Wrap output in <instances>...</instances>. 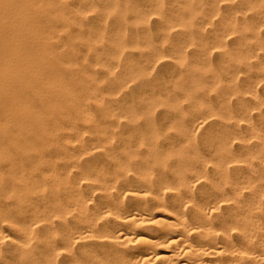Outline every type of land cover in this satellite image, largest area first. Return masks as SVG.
Returning a JSON list of instances; mask_svg holds the SVG:
<instances>
[{
  "label": "rangeland",
  "instance_id": "rangeland-1",
  "mask_svg": "<svg viewBox=\"0 0 264 264\" xmlns=\"http://www.w3.org/2000/svg\"><path fill=\"white\" fill-rule=\"evenodd\" d=\"M190 1L191 2L193 1L192 4ZM205 1H207V3ZM212 1L211 0H174V1L173 0H50V1L49 0H2L1 1L0 0V38L2 39V44L0 43V48L2 47V49L4 50V51L2 50L4 56L7 54L5 57L9 61L8 62L9 67L14 70H17L19 68L21 69L24 67L30 70L31 69L39 70V71L41 70L40 72H41L42 79L39 84H33L34 86L32 84H18V85L17 84L16 85L7 84L11 89L13 90L16 89L15 91L17 92L18 90L20 93L18 101L13 102V105L11 106L13 111L14 109H17L16 111L18 114L17 113L13 114L7 118H4L3 116L0 117V124L5 125L4 127L5 129L8 127L6 129L8 133V140H9L8 144L10 143L9 146H11L10 152L12 154V157L16 159V163L17 161L19 162V166L18 164L16 166H18V170L20 171L21 179L24 181L27 187L30 188L31 186V189H30L32 191L30 194L31 200L34 198L33 199L34 202L41 203V199L44 201L43 195L47 196L49 194L48 189L50 187V184L48 183L50 182L47 178L48 176L46 173L48 171H52L53 169H56V171L54 170V172L58 173L59 175L63 172L61 174L62 177L63 175H68L70 177L72 175L71 179H73L75 177V174H78L74 172L75 171L77 172L78 169L81 168V166L83 168H86L87 170V168H89V165L90 166L92 165L93 167H90L91 169L90 168L88 169L90 170V173H91V170L93 169L92 172L93 174L95 173V176L97 178L102 177V179H106V180L110 179V182H111L114 175L118 173L117 169L114 170L115 168H117L115 167V164L113 166L114 162L112 161L110 162L107 157L108 155L113 154V156L114 155L118 157L123 156L121 158V162L125 165L130 163V159H132L131 160L132 162L134 161V164H135V161H137L135 164V169L138 168L136 165L139 160L142 162L144 161L146 162V161H149L150 159V162L152 161L151 162L152 164L148 162L149 164L147 163L146 166L141 165L140 169L146 167L148 169L147 174L150 175L151 173H153L152 175L153 177L155 175V177L154 178L152 177V179H155L158 173L157 168L159 169L161 163H163V165H166L170 163V162H167L168 160L176 161L179 157L181 158L183 155L186 156L188 154H191V152L198 150V149L200 150V152L205 151L209 153L212 148L217 146L216 142L218 141V138L219 136H221L222 132L225 131L226 127H227L226 129L227 131L236 130L238 132L239 130L244 129L243 125H241L243 127L237 128L235 125L233 126V124H230V123H231V120H234L233 116H235L234 114L235 111H236V114L239 112V108H240L239 105L243 102L241 100L243 99V97L239 96L241 94L240 92L238 93L239 90L237 91L236 89H239L241 86L245 85L243 83H245V81L247 80L246 77L247 75H249L248 73H250L249 71L251 70V69H248L247 67L254 65L256 60H253V59H256V58L252 54L251 50H248V49L245 50L243 49L242 46H239V43H237L238 40L236 39V37H234L235 36L234 34H226V36H228L227 38H225L226 36L219 38L217 34V30H218L217 27H219V22H220L219 20L224 14L223 12H225L228 8L227 7L223 8L225 6L223 3L214 4L216 5L214 8L215 10L211 12V7L214 6ZM32 7H33V10H32ZM23 8H25L24 11H23ZM220 8H222L223 10H220ZM19 10L22 11V13H20ZM201 10L204 12H202ZM219 11L221 12L219 13ZM55 13H58V15H56ZM196 13L197 14L199 13L200 15H197ZM219 14L220 16L217 17V15ZM36 16L38 18L40 16V18L38 19ZM50 17L52 19H50ZM194 17L195 19L196 17L198 18L195 20ZM204 17H205V20H204ZM36 19H38L39 23L41 24L35 22L34 20ZM53 19H56L55 23ZM214 19H216V21ZM24 20L26 21L24 22ZM42 20L46 22H44L43 24ZM211 20L214 22H212ZM38 25H41V26H38ZM47 25H49V27ZM207 25L211 27H208ZM43 28L46 31L43 30L42 32L41 29ZM49 31H51L53 34ZM231 35H232V39H231ZM37 39L39 40V42H36L38 41ZM49 40L51 42H49ZM225 41L226 43H224ZM20 47L21 49L22 48L23 49L21 50ZM26 48L27 49L29 48V50H27ZM218 49H220V51L222 50L221 52L223 53V55ZM240 50H242L241 51L242 54ZM21 51H22V54H21ZM235 51H237V53ZM30 53H33V54H30ZM234 53H236V55ZM45 54L46 56H44ZM219 54H220V57L221 56L223 57L220 58ZM33 56H36V57H33ZM243 56H245V58H243ZM30 57L31 58L33 57V60H31ZM47 57L51 59L48 60ZM250 59H252V61ZM37 60L39 61L41 60V61L39 62ZM51 60L53 61V64L55 63V65L58 66V68L59 67L62 68V73L61 71L58 72L59 71L58 68L55 69V65L51 64L52 62ZM236 60L238 61V63H237V66L234 67L236 63V62L234 63V61ZM246 60L248 63L245 62ZM241 63L242 64L244 63V64L241 66L239 65ZM220 64L221 65L223 64V66L221 67ZM244 65L246 66L247 70L245 69ZM45 66H47V68ZM220 67L222 68L223 72L221 71ZM53 69L55 72L53 71ZM234 69H235V72H234ZM225 71H226V75H225L226 77L224 79L223 77H224ZM43 73H44L43 75L44 77L42 76ZM60 74L64 75L68 80L64 79V76H61ZM86 75L91 81L93 80L92 81L94 82L93 84H91L92 82L90 80L89 81L87 80ZM240 75H242L241 78H240ZM63 80L64 81L66 80V81L63 82ZM237 80L239 81V83H237ZM240 80H242V82ZM69 81L73 82L74 84L73 83L70 84ZM235 81H236V84H234ZM262 81L264 80H260L259 81L260 83L258 82L253 85L254 87L256 86V91L258 90V88H260L259 90L261 91L258 90L257 93L259 92L258 95L264 97V93H262V91H264L262 90L264 89L262 88L264 87V84H262ZM89 82L91 83L87 84ZM222 84L225 88L222 86ZM239 84H240V87H238ZM56 85L57 86L59 85L61 87L60 88L56 87ZM26 86L28 87V89ZM54 86H55V89L57 90L52 88ZM48 87L51 89V91L47 89ZM24 88H25V91L27 90L28 92H25ZM218 88H220L221 90ZM58 90L60 91L58 92ZM218 90L222 92L217 93ZM225 90L226 92L223 93V91ZM30 91L31 93H29ZM66 91H68L67 92L68 94L65 93L66 94L65 95L64 92ZM94 91L96 92V94ZM230 91L231 93H229ZM27 93L29 94V97ZM33 93H36L37 95V98H34V101H35L34 103L31 102L33 101V98L31 99V96L33 95ZM40 93L42 95H40ZM45 93H47V95ZM25 95L26 97L24 98L23 96ZM44 95H46L47 97L46 96L44 97ZM60 96L62 97L59 98ZM237 96L239 99L237 98ZM27 97L28 99H26ZM215 98L217 99L215 100ZM236 99L240 101V102L237 101L239 104L236 102ZM61 100H63L62 103L60 102ZM228 101L229 103H227ZM232 101L234 102L235 106H232V103H233ZM202 103L205 106H202L203 105ZM33 105L36 107L34 108ZM44 105L45 107H42ZM57 105L59 106L57 107ZM115 106H117V108ZM193 106L196 111H194ZM63 109H64V112H63ZM203 109L204 111L205 110L207 111L204 112ZM114 111H116V113ZM191 111H194V112H191ZM200 111L201 113H199ZM231 111H234V113L233 112L231 113ZM30 112H32L31 115H30ZM43 112L46 114H44ZM54 112L56 116L54 115ZM58 112L59 114H57ZM197 113H198V116L197 117L196 115L194 116V114H197ZM256 113H257V110H253L251 112L252 115L253 114L255 115V116L254 115L252 116L253 118L252 120L254 122H256V120L258 121L257 119L258 117ZM61 115H64V116H61ZM191 115H193V117ZM57 116L59 118L62 117L60 118L61 120ZM64 117L67 119L64 120ZM215 117H217V119ZM202 118L203 119L207 118L208 120H204V121L201 120L199 122L196 121ZM47 119L49 120V122H47ZM218 119L219 120L221 119L222 121L221 120L218 121ZM62 120L65 121L66 124ZM216 120L219 123H215L217 122ZM70 121L72 122L73 126L71 125ZM202 121L204 122L205 125L204 124L202 125L200 123ZM226 121H228V123L230 122L229 124L231 126L225 125ZM93 124H94V127H93ZM82 126L85 128H83ZM75 127L78 130H76ZM80 127L82 128L80 129ZM199 129L201 130V132H203V134L199 133L200 131ZM216 129H219V130H216ZM94 130L95 132L96 130H98L96 134ZM191 130L194 132L196 136L193 134ZM59 131L60 133H58ZM91 131L93 135L91 134ZM71 132L74 135V136L72 135L73 139L69 135V133ZM240 132H244V131H239L238 133ZM189 133H191L193 136ZM60 134L62 136H60ZM86 134H88V136H86ZM199 134L205 137H202L201 139L199 138L201 137ZM32 135L33 137H31ZM101 135L103 138H101ZM104 136L106 138H104ZM114 136H116L117 138L115 137L116 138L115 139ZM56 137H60V138H56ZM91 137L92 138L96 137V138L91 139ZM195 137H196V140H194ZM1 138L2 136L0 133V139ZM97 138H98V141H97ZM113 138L116 141H114ZM203 138L204 139L206 138L204 140L205 141L204 144L206 143L205 144L206 146L202 144ZM55 139H57L59 143L57 142V140L55 141ZM110 139H113V140H110ZM118 139L119 141H117ZM142 139H144V141H142ZM36 140L37 142H40V143H37ZM33 141L35 142V144L33 143ZM69 141L71 142V144L69 143ZM113 141L115 143V145L113 146L114 149L115 147L116 148L118 147L117 151L116 149L115 150L112 149L113 147L110 149V145L112 146L114 144ZM130 141L131 142L134 141V142L131 143ZM16 142H18L17 144H19L21 148L32 147V148H35L37 154L40 155L42 153L40 155L41 158L39 157L38 164L37 162L33 164L34 163L33 159H34L35 154L31 152L30 153L26 152L27 156L26 154L22 157L19 156L21 155L20 154L21 152L18 153V152H15L14 149H12V147L15 146ZM195 142H197L198 145H196ZM232 142L233 143L236 142V143L233 144ZM66 143L67 145H65ZM172 143L173 144L175 143V144L173 145ZM188 143L190 144L187 145ZM238 143H239L238 140L234 139L233 141L231 140L229 142V146L231 147L232 145L233 147L235 145L233 148L237 149ZM59 144L60 146H58ZM69 144L72 146L71 148ZM72 144H74V146ZM75 144L77 145L79 144L80 146L79 145L78 146L80 147V149L77 145L76 147ZM84 144L86 145L89 144V145L86 146ZM199 144L201 145V149L203 150L200 149ZM209 144H212V145H209ZM53 145H55L54 148H53ZM175 145L176 147H174ZM141 146H142V150H139L141 149L140 148ZM143 146L146 148H144ZM73 147H75L76 149ZM68 148H70L71 151H69L70 149ZM105 148L106 149L108 148L109 151L111 150L113 151L109 152L108 149L106 150ZM62 149H65V151H68V152H64V150ZM97 149H98V152L96 153ZM163 149L164 150L166 149L165 150L166 152ZM75 150H77L76 153L74 152ZM102 150L103 151L106 150L107 152L106 151L103 152ZM158 150L160 152L159 154H158ZM49 151L52 154H54L53 157L51 156L52 154H50ZM72 151L74 153H72ZM140 151L141 153H143V155H141ZM118 152L120 153V155ZM124 152H126V155ZM105 153H107V155ZM91 154H93V157L95 156L94 157L95 159L91 156ZM147 154L148 156H145ZM139 155L140 157H138ZM173 155H175L177 158L174 156V159H171V158L169 159L168 156L173 157ZM49 156H51V158ZM83 156L84 157L86 156V157L84 158ZM136 156H137V159L133 160ZM20 157L21 158L25 157V158L22 161ZM87 157H89V159L92 158L94 162L91 159L89 160ZM153 157L155 158L153 159ZM61 158L63 161L61 160ZM69 158H71L73 161L75 159V162H72L71 159L69 160ZM83 158L84 159L87 158V161H91V162H87L88 163L87 167L86 165L81 164V163L87 164L85 162H82V160H84ZM97 158L100 161V163L102 162L103 163L100 164L99 161L96 160ZM101 158L102 160L105 159V161L104 160L102 161ZM126 158L128 160H126ZM146 158H148V160H145ZM51 159L53 162L51 161ZM55 159L57 161L60 160L61 163L57 162ZM41 160H43V162L45 163H43ZM67 160H69L70 162ZM76 160L78 161L77 164H76ZM106 160L109 161V164H108V161ZM95 161H97L98 163ZM62 162L63 164L65 162L66 167H64L65 165L63 166ZM67 162L69 163V165L66 164ZM132 162L130 164L131 168L134 166ZM96 163H97V166H95ZM78 164H79V167H78ZM55 165H58V166L54 168ZM149 165H151V167H148ZM25 166H26L27 172H25L26 171ZM3 167L0 166V169H1L0 171L5 172L8 170L11 171L15 166L12 165V167L10 168L4 167V169ZM150 168H152L153 170L152 169L150 170ZM37 170H39V172L38 174L35 172L36 173L35 174L33 171H37ZM40 172H42L41 176H40ZM28 173L30 174V178H28L29 176ZM71 173H74V175ZM87 173L90 174L89 171ZM70 177L68 178L70 179ZM45 180L47 181L45 182ZM197 185L199 186V184ZM37 186L40 187V189H36ZM43 186L44 187L47 186L48 189L45 187L47 189V192H45L46 189ZM198 186H196V188ZM34 195L36 196V198ZM37 199H40V200H37ZM9 201H7V199L0 200V204L2 205L4 204L3 206L0 205V208L9 210L10 209L9 207H11L10 209L11 211L13 209V202L11 200ZM5 229L6 231L12 233L11 229H9L8 227ZM5 247L7 248L8 244H5V246L3 245V248Z\"/></svg>",
  "mask_w": 264,
  "mask_h": 264
},
{
  "label": "bare ground",
  "instance_id": "bare-ground-1",
  "mask_svg": "<svg viewBox=\"0 0 264 264\" xmlns=\"http://www.w3.org/2000/svg\"><path fill=\"white\" fill-rule=\"evenodd\" d=\"M192 2H191V4H192ZM205 2L207 3V1H205ZM212 2H213V5L223 3L225 5L223 8H225V7L228 8L225 12H223L224 14L222 13L223 15H222L221 19L219 20L220 21L219 27H217L218 28L217 34H218L219 38L226 36V34H234L235 36L234 35L233 36L236 37V39L238 40L237 43H239V46H242L243 49H245V50L246 49L251 50L252 54L256 58V59H253V60H256L254 65L249 66L250 65L249 64L248 65L249 67H247L248 69H251L252 71L251 70L249 71L250 73H248L249 75H247L248 78L246 77L247 80L245 81V83H243L245 85L240 87V84H241L240 83L238 86L240 88L236 89L237 91L239 90L238 93L240 92V94H241V95H239V94L238 95L240 97L241 96L243 97V99L240 98L243 102L239 105L240 108H239V112L237 114H236V111H235V113H234V111H231V113L233 112L235 114V116H233L234 120H231V123L229 122L230 124H233V126L235 125L237 128L244 126V129L242 128L243 130H239V131H244V132L238 133L239 131L237 132L236 130H234L236 132L231 131V130L227 131L226 130L227 127H226L225 131H227V132H225V131L222 132L221 136H219L218 141L216 142L217 146L212 148V149L210 148L211 150L209 153H207L205 151L200 152V150L198 149L199 151L195 150V151L191 152V154L187 153L188 155H186V156L183 155L181 158L179 157L176 161H169L167 159L168 160L167 162H170V163H168L169 165L168 164L163 165V163H161L159 169L157 168L158 173H157V176L155 179H152L153 173H151V171H150V173H151L150 175L147 174L148 169L146 167H144L145 169L142 168L143 170L140 169L141 165L146 166L147 163L150 162V159H149V161H146V162L145 161L142 162L139 160L138 161L139 164L137 163V165H136L138 168L135 169V164L137 161H135V164H134V161L132 162L131 161L132 159H130V163L127 162L128 164L125 165L121 162V158L123 156L118 157L116 155L113 156V154L108 155L107 157H108V160L110 162L111 161L114 162L113 166L115 164V167H117L114 170L117 169L118 173L116 175H114L113 178L110 177V178H112L111 182H110L109 178H108L109 180L102 179V177L97 178L95 176V173L93 174V172H92L93 169L91 170V173H92L91 174L90 170H88V169L90 167H93L92 165L91 166L89 165V168H87V170H86V168H83L81 166V168H79L77 172L76 171L74 172V173H78V174H75V177L73 179H71L72 175H71V177L68 175H63V177H62V175H61L63 173L62 171H60L62 173L59 175L58 173L54 172V170L56 171V169H53L52 171L47 170L48 172L46 174H47V176H48L47 178L50 182V183H48V184H50V187H49V189L47 188L48 185L45 187L48 189L49 194L47 195L48 196L47 197L46 195H43V193H42V195L44 196V198H43L44 201L41 199V203H37V202H34V200H33L34 198L31 200V195H30L32 192L30 190L31 186H30V188L27 187V185L21 179L20 171L18 170L19 162L17 161V163H16V159L12 157V154L10 152L11 146H9L10 143L8 144L9 140H8V133L6 130L8 127L5 129L4 128L5 125L0 124V133L2 136V138L0 139V166H2V167L4 166L6 168H10V167H12V165L15 166L11 171H9V170L5 171V172L0 171V200L7 199V201L11 200L13 202V209L11 211H10L11 207H9L10 208L9 210H5V209L0 208V264H264V97L258 95L259 92L257 93V91L260 88H258V90L256 91V86L254 87V85H253V84L258 83L260 80H264V0H213ZM43 3H44V1H43ZM215 6L216 5L212 6L213 8L211 7V12L213 10H215L214 9ZM218 7H219V5H218ZM4 8H6V7H4ZM24 9L25 8H23V11H24ZM20 10H21V8H20ZM32 10H33V7H32ZM220 10H223V9L220 8ZM202 12H204V11H202ZM216 12H217V10H216ZM220 12L221 11H219V13ZM20 13H22V11H20ZM35 14H36V12H35ZM55 14L58 15V13H55ZM197 15H200V14L198 13ZM218 16H220V14L217 15V17ZM205 17H204V20H205ZM39 18H40V16H39ZM55 18H56V16H55ZM197 18L198 17H196V19ZM24 19H25V17H24ZM30 19H31V17H30ZM38 19H36L34 21L39 23ZM50 19H52V18L50 17ZM194 19H195V17H194ZM55 20L56 19H53L54 23L56 22ZM214 20L216 21V19H214ZM25 21L26 20H24V22ZM44 22H46V21H43V24H44ZM212 22H214V21H212ZM20 24H22V23H20ZM39 24H41V23H39ZM46 24H48V23H46ZM34 26H35V24H34ZM38 26H41V25H38ZM47 26L49 27V25H47ZM42 27H43V25H42ZM208 27H211V26H208ZM41 30L43 32L44 28ZM41 30H39V31H41ZM212 30H213V28H212ZM44 31H46V30H44ZM51 31H49V32H51ZM227 37L228 36H226L225 38H227ZM44 38H46V37H44ZM231 39H232V35H231ZM24 42H26V41H24ZM36 42H39V40ZM49 42H51V41L49 40ZM211 42H212V40H211ZM0 43L2 44L1 38H0ZM224 43H226V41ZM48 44H50V43H48ZM227 44H228V42H227ZM20 49H21V47H20ZM215 49H216V47H215ZM2 50L3 49L1 47L0 48V117L3 116L4 118H7V117L17 113V111H16L17 109H14V111H13L11 106L13 105V102L18 101L19 94H20L18 90L16 92L15 91L16 89L15 90L11 89L7 84H12V85L13 84H15V85L16 84L17 85L18 84H32V85L33 84H39L41 82L42 77H41V72H40L41 70L40 71L39 70H33V69L30 70V69H27L25 67L21 68V69L19 68L17 70L10 68L9 63H8L9 61L5 57L7 54L4 56V54H3L4 50L3 51ZM27 50H29V48ZM218 50L220 51V49H218ZM237 51H235V52L237 53ZM241 51L242 50H240V52ZM9 52H10V50H9ZM33 53H30V54H33ZM236 53H234V54L236 55ZM21 54H22V51H21ZM241 54H242V52H241ZM222 55H223V53H222ZM44 56H46V54ZM33 57H36V56H33ZM33 57L32 58L30 57L31 60H33ZM219 57H220V54H219ZM221 57H223V56H221ZM38 58H39V56H38ZM243 58H245V56H243ZM47 59L50 60L51 58L49 59L47 57ZM226 59H225V61H226ZM228 59H229V57H228ZM52 60H53V58H52ZM250 60L252 61V59H250ZM13 61H14V59H13ZM37 61H39V60H37ZM245 62H247V60ZM227 63H229V62H227ZM234 63H235L234 67H236L238 61L236 60V61H234ZM42 64H41V66H42ZM51 64H53V61L51 62ZM223 64L222 65L220 64V66L222 67ZM243 64L241 63L239 65L242 66ZM53 65H55V63ZM230 65H228V66H230ZM56 66L57 65H55V69L58 68V66L57 67ZM45 67L47 68V66H45ZM221 67H220V69L222 71ZM243 67H241V68H243ZM247 68L245 66L246 70H247ZM58 69H59L58 72L61 71V73H62V68L59 67ZM231 69H233V68H231ZM238 69H239V67H238ZM53 71H54V69H53ZM227 71H229V70H227ZM234 72H235V69H234ZM43 75H44V73L42 74V76ZM60 75L64 76L62 74H60ZM225 75H226V71L224 73V77H223L224 79L226 77ZM241 76L242 75H240V78H241ZM86 77H87V75H86ZM69 78H70V76H69ZM230 78H232V77H230ZM64 79L68 80L65 76H64ZM56 80H55V82H56ZM87 80L89 81L90 79L87 77ZM65 81L63 80V82H65ZM70 81H69L70 84L73 83ZM94 81H95V79H94ZM240 81L242 82V80H240ZM91 82H89L87 84H90ZM69 83H67V84H69ZM93 83L94 82H92L91 84H93ZM237 83H239L238 80H237ZM56 84H58V83H56ZM234 84H236V81L234 82ZM262 84H264V81H262ZM226 85H227V83H226ZM19 86H21V85H19ZM222 86H223V84H222ZM56 87L60 88L61 86L56 85ZM207 87H208V85H207ZM207 87H206V89H207ZM25 88H24V91H25ZM52 88L55 89V86ZM216 88H217V86H216ZM262 88H264V87H262ZM22 89H20V90H22ZM27 89H28V87H27ZM47 89H49L51 91V89L49 87ZM218 89H220V88H218ZM55 90H57V89H55ZM220 90H218L217 93L220 92ZM226 90L223 91V93L226 92ZM230 90H232V89H230ZM236 90H235V92H236ZM262 90H264V89H262ZM52 91H54V90H52ZM59 91L60 90H58V92ZM62 91H64V90H62ZM259 91H261V90H259ZM25 92H28V91L26 90ZM67 92L68 91L64 92V94L65 93L68 94ZM29 93H31V91ZM47 93H45V94L47 95ZM229 93H231V91ZM262 93H264V91H262ZM52 94H53V92H52ZM95 94H96V92H95ZM40 95H42V94L40 93ZM46 95H44V97ZM23 97L25 98L26 95ZM28 97H29V94H28ZM28 97L26 99H28ZM61 97L62 96H60L59 98H61ZM71 97H72V95H71ZM218 97H220V96H218ZM32 98H33V101H31V102L34 103L35 102L34 98H37L36 93H33V95L31 96V99ZM52 98H53V96H52ZM227 98H228V96H227ZM237 98H238V96H237ZM216 99L217 98H215V100ZM238 99H236V102L239 101ZM191 100H192V98H191ZM71 101H72V99H71ZM229 101L227 103H229ZM60 102L62 103L63 100H61ZM234 102L232 103V106H235ZM39 104H40V102H39ZM35 105H36V103H35ZM198 105H200V104H198ZM58 106L59 105H57V107ZM202 106H205V105L203 104ZM206 106H208V105H206ZM35 107L36 106H34V108ZM42 107H45V105ZM115 107L117 108V106H115ZM226 107H228V106H226ZM193 108H194V106H193ZM199 108H201V107H199ZM37 109H38V107H37ZM231 109H233V108H231ZM45 110H46V108H45ZM253 110H257L256 115L258 117L257 118L258 121L256 120V122H254L252 120L253 119L252 116L255 114L254 112H253L254 113L253 115L251 114V112ZM40 111H42V110H40ZM194 111H196L195 108H194ZM194 111H191V112H194ZM201 111L199 113H201ZM203 111H204V109H203ZM205 111H207V110H205ZM222 111H224V110H222ZM55 112H54V115H55ZM63 112H64V109H63ZM114 112L116 113V111H114ZM118 112H119V110H118ZM31 113L32 112H30V115H31ZM52 113H53V111H52ZM60 113H61V111H60ZM44 114H46V113H44ZM44 114H42V115H44ZM57 114H59V112ZM195 115L197 117L198 113L194 114V116ZM61 116H64V115H61ZM191 116L193 117V115H191ZM201 116H202V114H201ZM70 117H71V115H70ZM60 118H62V117H60ZM188 118H187V120H188ZM207 118L206 119L202 118V119L196 120V121L199 122L201 120H203V121L208 120L209 118L208 119ZM215 118L217 119V117H215ZM48 119H50V118H48ZM48 119H47V122H49ZM59 119H58V121H59ZM65 119H67V118L64 117V120ZM187 120H185V121H187ZM189 120H191V119H189ZM220 120L218 119V121H220ZM31 121H32V119H31ZM218 121L215 123H219ZM63 122L65 123V121H63ZM72 122H73V120H72ZM72 122H71V125H72ZM202 122H200V123L203 125L204 122L203 123ZM232 122H234V123H232ZM226 123H225V125H230L228 123V121H226ZM65 124H64V126H65ZM184 125H185V123H184ZM210 125H212V124H210ZM241 125H243V126H241ZM36 126H38V125H36ZM66 126H68V125H66ZM186 126H187V124H186ZM82 127H80V129ZM93 127H94V124H93ZM44 128H46V127H44ZM83 128H85V127H83ZM210 129H212V128H210ZM76 130H78V129L76 128ZM178 130H180V129H178ZM192 130H193V128H192ZM216 130H219V129H216ZM60 131L58 133H60ZM67 131H69V130H67ZM97 131L98 130H96V132ZM195 131H196V129H195ZM64 132H66V131H64ZM94 132H95V130H94ZM96 132H95V134H96ZM71 133H69V135L72 138L73 133L72 134ZM185 133H184V135H185ZM199 133L203 134V132H201V130L199 131ZM91 134H92V131H91ZM178 134H180V133H178ZM189 134H191V133H189ZM193 134H194V132H193ZM28 135H30V134H28ZM33 135L31 137H33ZM65 135H66V133H65ZM102 135H103V133H102ZM102 135H101V138H103ZM181 135H182V133H181ZM49 136H51V135H49ZM54 136H56V135H54ZM57 136H58V134H57ZM60 136H62V135L60 134ZM76 136H78V135H76ZM86 136H88V134H86ZM94 136H96V135H94ZM65 137H67V136H65ZM115 137L116 136H114V138ZM202 137H205V136L202 135L199 138L202 139ZM56 138H60V137H56ZM93 138L95 139L96 137H93ZM93 138L91 137V139H93ZM98 138H97V141H98ZM104 138H106V137L104 136ZM107 138H108V136H107ZM142 138H143V136H142ZM113 139H110V140H113ZM115 139H114V141H116ZM205 139L203 138V142L201 141L202 144H204ZM208 139H209V137H208ZM234 139L238 140V142H239L237 144V149L233 148L235 145L233 147H232V145H231V147L229 146V142L231 140L233 141ZM44 140H46V139H44ZM56 140L57 139H55V141ZM194 140H196V137L194 138ZM114 141H113V143H114ZM117 141H119V139ZM120 141H122V140H120ZM134 141H132V142H134ZM142 141H144V139H142ZM36 142H37V140H36ZM57 142H58V140H57ZM77 142H78V140H77ZM236 142H234V143H236ZM17 143L18 142L15 143V146L12 147V149H14V151L18 152V153L21 152L20 153L21 155H19L21 157L24 156L26 154V152L27 153L31 152V153L35 154L34 159H33L34 160L33 164H35V162H37V164H38L39 157L41 158L40 155L42 153L40 155L37 154L35 148H32V147L21 148V146ZM33 143L35 144L34 141H33ZM37 143H40V142H37ZM69 143L71 144L70 141H69ZM178 143H179V141H178ZM60 144L58 146H60ZM70 144H69V146L71 148L72 146ZM97 144H98V142H97ZM189 144L190 143H188L187 145H189ZM195 144L198 145L197 142H195ZM65 145H67V143ZM72 145L74 146V144H72ZM76 145L77 144H75V146ZM84 145H86V144H84ZM88 145H86V146H88ZM108 145H109V143H108ZM114 145H115V143L112 146L110 145V149ZM141 145H143V144H141ZM209 145H212V144H209ZM54 146L55 145H53V148H54ZM56 146H57V144H56ZM169 146H171V145H169ZM199 146L201 149L200 144H199ZM63 147H64V145H63ZM107 147H109V146H107ZM174 147H176V145ZM189 147H188V149H189ZM70 148H68V149H70ZM73 148H75V147H73ZM117 148L115 147L116 151H117ZM140 148L141 149H139V150H142V146ZM144 148H146V147H144ZM68 149H66V150H68ZM79 149H80V147H79ZM112 149H114V147ZM62 150H64V152H68V151H65V149H62ZM93 150H91V151H93ZM106 150H104V151L102 150V151L105 152ZM201 150H203V149H201ZM69 151H71V149ZM76 151L77 150H75L74 152L76 153ZM108 151H109V149H108ZM111 151H113V150H111ZM111 151H109V152H111ZM146 151H148V150H146ZM169 151H170V149H169ZM51 152H52V150H51ZM51 152H50V154H52ZM74 152L72 151V153H74ZM97 152H98V149H97L96 153ZM44 153H45V151H44ZM124 153L126 155V152H124ZM140 153H141V151H140ZM159 153L160 152L158 150V154ZM105 154L107 155V153H105ZM44 155H46V154H44ZM53 155L54 154H52L51 156L53 157ZM119 155H120V153H119ZM141 155H143V153H141ZM26 156H27V154H26ZM51 156H49V157L51 158ZM91 156L93 157V154H91ZM145 156H148V154ZM149 156H151V155H149ZM174 156L175 155H173V157H170V156H168V157H169V159L170 158L174 159ZM21 157H20V159H22V161H23V159L25 157L24 158H21ZM138 157H140V155ZM43 158H45V157H43ZM87 158L89 159V157H87ZM87 158L82 160V162H85V163L91 162V161H87ZM154 158L155 157H153V159ZM26 159H27V157H26ZM52 159H51V161H52ZM70 159L71 158H69V160ZM90 159L93 160L92 158H90ZM136 159H137V156L133 160H136ZM55 160H54V162H55ZM61 160H62V158H61ZM69 160H67V161H69ZM96 160H98V158ZM101 160H102V158H101ZM103 160L105 161V159H103ZM108 160H106V161H108ZM126 160H128V159L126 158ZM145 160H148V158H146ZM41 161L43 162V160H41ZM71 161L75 162V159H74V161L71 159ZM109 161H108V164H109ZM122 161H123V159H122ZM124 161H125V159H124ZM47 162H48V160H47ZM57 162L61 163L60 160ZM77 162L78 161L76 160V164H77ZM93 162H94V160H93ZM95 162H97V161H95ZM131 162L134 165L133 167H134L135 171H134L133 167L131 168V165H130ZM43 163H45V162H43ZM97 163H96V165L95 164L94 165L97 166ZM99 163H100V161H99ZM102 163H100V164H102ZM17 164H18V166H16ZM62 164H63V162H62ZM66 164L69 165L68 162ZM81 164L86 165V167L88 165V163L87 164L81 163ZM110 164H112V163H110ZM64 165H65V162H64L63 166ZM128 165H130V166H128ZM41 166H39V167H41ZM46 166H47V164H46ZM49 166H50V164H49ZM56 166H58V165H55L54 168ZM4 167H3V169H4ZM43 167H45V166H43ZM60 167H62V166H60ZM64 167H66V165ZM78 167H79V164H78ZM107 167H108V165H107ZM109 167H110V165H109ZM148 167H151V165H149ZM94 169H95V167H94ZM151 169L152 168H150V170ZM25 170H26V166H25ZM58 170H57V172H58ZM72 170H74V169H72ZM102 170H103V168H102ZM88 171L90 174L87 173ZM25 172H27V170ZM33 172L34 173L36 172L38 174L39 170L33 171ZM74 173H71V174L74 175ZM41 174H42V172H40V176H41ZM25 175H27V174H25ZM31 177H32V175H31ZM68 177H70V179ZM154 177H155V175H154ZM28 178H30V174H29ZM46 181L47 180H45V182ZM25 182H26V180H25ZM30 182H31V180H30ZM197 184H199V186ZM196 186H198V187L196 188ZM36 189H40V187L37 186ZM47 189H46V191L45 190L44 191L47 192ZM45 192H44V194H45ZM35 198H36V196H35ZM37 200H40V199H37ZM0 205H2V204H0ZM7 227L9 229H11L12 233L6 231L5 228H7ZM5 244H8L7 248L6 247L3 248V245L5 246Z\"/></svg>",
  "mask_w": 264,
  "mask_h": 264
}]
</instances>
